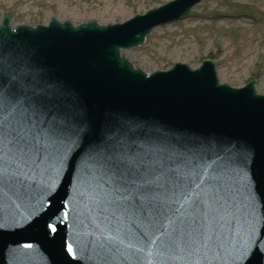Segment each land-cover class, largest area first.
<instances>
[{
    "label": "snow or ice",
    "instance_id": "1",
    "mask_svg": "<svg viewBox=\"0 0 264 264\" xmlns=\"http://www.w3.org/2000/svg\"><path fill=\"white\" fill-rule=\"evenodd\" d=\"M74 155L71 199L100 264H252L260 254L264 156L131 122L98 133L31 63L0 52V200L54 192Z\"/></svg>",
    "mask_w": 264,
    "mask_h": 264
},
{
    "label": "water",
    "instance_id": "2",
    "mask_svg": "<svg viewBox=\"0 0 264 264\" xmlns=\"http://www.w3.org/2000/svg\"><path fill=\"white\" fill-rule=\"evenodd\" d=\"M201 1L170 0L110 24L75 25L52 17L47 24L13 28L6 12L0 52L6 62L31 63L98 133L106 125L131 122L174 135L211 138L250 157L264 156V93L257 91L255 76L234 87L219 81L212 59L195 69L176 62L168 70L148 73L122 55L123 49L143 44L155 27L182 19ZM79 164L74 155L54 192L38 194L33 201L0 200V264H100L71 199ZM257 196L256 213L264 215V185ZM255 243L253 251L260 254L252 264H264V226L258 227ZM215 264L235 262L225 258Z\"/></svg>",
    "mask_w": 264,
    "mask_h": 264
},
{
    "label": "rangeland",
    "instance_id": "3",
    "mask_svg": "<svg viewBox=\"0 0 264 264\" xmlns=\"http://www.w3.org/2000/svg\"><path fill=\"white\" fill-rule=\"evenodd\" d=\"M170 0H0L11 25L47 24L52 17L77 25L126 21ZM145 72L169 69L175 62L199 67L205 58L216 64L221 83L243 86L251 76L264 93V0H203L177 21L155 27L140 46L124 49Z\"/></svg>",
    "mask_w": 264,
    "mask_h": 264
}]
</instances>
